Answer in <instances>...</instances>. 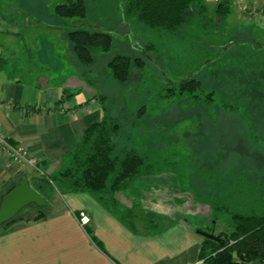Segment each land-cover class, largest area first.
Masks as SVG:
<instances>
[{"label":"rangeland","instance_id":"obj_1","mask_svg":"<svg viewBox=\"0 0 264 264\" xmlns=\"http://www.w3.org/2000/svg\"><path fill=\"white\" fill-rule=\"evenodd\" d=\"M63 1L35 0L32 3L30 0H0V26L8 28V9L20 6L25 12L20 20H30L25 23L26 27L27 24L42 23L41 26L50 34L59 32L61 36L81 26L93 30L108 29L115 33L109 52L94 50L97 59L88 79L98 94L110 95L108 104L111 112L122 123L119 134L113 140V154L132 150L146 157V164L152 165L153 172H141L113 190L102 189L92 192L93 195L126 218V222L132 220L137 227L150 230L159 224L156 213L152 211L157 203L151 194L164 193L167 190L158 188L161 184H170L169 196L177 211L192 215L194 223L209 230L213 226L206 201L210 186L197 175L195 168L215 167L217 163L223 167L225 161L222 162L219 155L229 148L238 154L234 163H247L259 169L264 167V67H259L261 61L251 54L252 50L264 53V19L243 11L240 0H230L231 12L233 3L238 10L233 15L230 12L225 18L216 14L214 8L195 9L188 13L182 26L185 35L205 44H219L215 56L222 52L218 62L194 75L198 85H193L191 92L182 90L179 84L191 78L190 69L198 60L195 53H189L186 59L172 55L169 40L158 35L156 40H151L155 50H149L147 59L138 45H147L150 40L145 36L154 37L153 31L147 30L146 34L139 32V39L125 37L128 27L122 22L119 6L114 5L113 0H103V3L102 0H88L90 14L84 19L57 17L52 8ZM50 15L58 18V22L52 24ZM64 39L70 50L69 40ZM229 41H233V47ZM115 51L131 57L141 56L145 60L142 68L135 67L131 78L124 84L113 81L106 67L107 59ZM75 62L74 59L72 63H66L70 67H78ZM250 65L253 68L250 69ZM84 79L87 80V77ZM136 116L139 120L134 123ZM225 154L229 156L226 158L228 162L232 153ZM42 174L46 175L43 172L35 177ZM61 181L70 186L68 180ZM60 191L56 180L45 189L48 214L54 212L56 207H51L52 198ZM81 212L90 220L86 211H72L79 223L85 225L80 221ZM215 226L213 230L217 233L228 227L221 217Z\"/></svg>","mask_w":264,"mask_h":264},{"label":"crops","instance_id":"obj_2","mask_svg":"<svg viewBox=\"0 0 264 264\" xmlns=\"http://www.w3.org/2000/svg\"><path fill=\"white\" fill-rule=\"evenodd\" d=\"M246 1L264 5V0ZM202 2L208 10L215 8L213 0ZM8 10L10 25L5 29L0 26V129L37 159L42 173L56 176L69 165L84 130L102 118V104L79 65L67 66L66 62L74 59L65 44V33L50 34L38 22L26 27L30 20H20L25 15L23 7ZM237 10L233 3L232 15ZM58 20L50 15L52 24ZM37 174L28 165L11 162L0 151V196L10 183L22 178L31 182ZM56 181L61 191L52 198L54 212L40 220L15 222L0 231V264L200 262V225L192 221V215L177 211L169 196L170 184L160 185L158 189L167 190L164 193L151 194L159 224L148 230L132 220L126 222L93 193L73 191ZM78 210L90 217L85 225L72 213Z\"/></svg>","mask_w":264,"mask_h":264},{"label":"trees","instance_id":"obj_3","mask_svg":"<svg viewBox=\"0 0 264 264\" xmlns=\"http://www.w3.org/2000/svg\"><path fill=\"white\" fill-rule=\"evenodd\" d=\"M117 1L113 0V3L119 6L121 20L128 27L125 37L139 39V32L144 31L143 33L146 34L147 30L153 31L154 37L145 36L150 40L147 45L137 44L145 58L149 59L150 49L155 50L151 40H156L158 35H163L169 40L172 55L182 59H186L189 53H195L198 56V60L196 59V63L189 72L191 78L179 84L182 90H191L194 88L193 85H198L195 83L194 75L209 65H214L222 57V52H218L215 56L219 44L217 46L213 43L205 44L199 39L188 38L182 31L188 13L194 12L195 9L206 8L202 0ZM230 3V0L217 3L214 8L215 13L222 18L227 17L231 12ZM89 5L88 0H64L53 7V12L60 18L84 19L90 14ZM115 36V33L108 29L93 30L83 26L66 31L65 37L71 44L70 49L74 59L81 69L82 76L87 77V81L92 72L91 67L97 59L94 50L109 52ZM188 39L189 42L186 41ZM228 43L234 46L233 41ZM251 54L256 55L261 61L259 67H264V53L262 51L254 53L252 50ZM206 58L208 61L204 62ZM144 61L141 56L131 57V55L115 51L107 59L106 67L113 81L124 84L131 78L135 67L142 68ZM249 68H253V65ZM99 98L103 116L100 121L90 124L84 130L81 141L72 151L69 165L61 169L54 177L42 174L31 181L32 186L44 198L45 189L48 185L52 186L54 180H68L73 191L92 193L102 189L113 190L125 180L141 172L146 174L153 172L152 165L146 164V157L132 150L113 154V140L119 134L122 123L111 112L108 104L110 95L102 92L99 93ZM138 120L136 116L134 123ZM232 151L229 148L220 153L219 159H222V162L225 161L223 167L221 163H217L215 167L195 168L197 175L210 186L206 201L210 208L213 226L215 227L220 217L228 226L227 229H221L218 233L213 230V226L209 230L199 227L201 230L213 233L216 239L202 238L198 264L264 263V167L259 169L247 163H234L233 160L238 159V154ZM226 152L232 153L228 162L226 158L229 156H226ZM233 154H235L234 157H232ZM15 183H10L6 190ZM48 208V203L41 207L28 205L15 217L0 225V231L21 220L43 219L49 213Z\"/></svg>","mask_w":264,"mask_h":264},{"label":"water","instance_id":"obj_4","mask_svg":"<svg viewBox=\"0 0 264 264\" xmlns=\"http://www.w3.org/2000/svg\"><path fill=\"white\" fill-rule=\"evenodd\" d=\"M31 204L41 207L46 205L47 201L27 178H22L0 197V225L15 217L24 207ZM197 233L203 237L216 239L211 232L197 229Z\"/></svg>","mask_w":264,"mask_h":264},{"label":"built area","instance_id":"obj_5","mask_svg":"<svg viewBox=\"0 0 264 264\" xmlns=\"http://www.w3.org/2000/svg\"><path fill=\"white\" fill-rule=\"evenodd\" d=\"M240 1H241L240 8H243L244 9L243 11H246L250 16L257 15L259 18L264 19V5H259L255 2H246V0H240ZM215 2H220V0H215ZM0 151L5 153L9 157L11 162L16 164L28 165L31 168L35 169L38 173H42V171H40L38 168L37 159L33 155H31L23 145L15 144L11 142L3 134L1 129H0ZM88 220L89 219L87 215L81 212V219H80L81 223L85 224L88 222Z\"/></svg>","mask_w":264,"mask_h":264}]
</instances>
